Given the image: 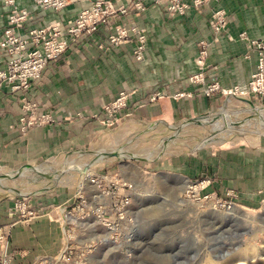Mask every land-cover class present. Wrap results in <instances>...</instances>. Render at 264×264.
Returning a JSON list of instances; mask_svg holds the SVG:
<instances>
[{
  "label": "crops",
  "instance_id": "0c3cea01",
  "mask_svg": "<svg viewBox=\"0 0 264 264\" xmlns=\"http://www.w3.org/2000/svg\"><path fill=\"white\" fill-rule=\"evenodd\" d=\"M95 1L76 3L62 11L36 8L34 0H18V4L30 8L28 29L55 21L64 25ZM108 1L116 7L132 2ZM144 3V12L132 10L117 15L87 41L72 44L62 59L47 68L43 78L33 84L27 96L37 104L40 114H53V123L23 134L18 126L23 114L21 93L13 95L7 84L0 86V168L18 169L91 150L99 138L113 129L92 119V114L100 113L121 92L132 93L127 114L121 121L135 120L149 128L183 124L190 118L210 113L221 101L237 99L221 94L208 97L202 91L211 82H219L226 90L249 82L256 71L257 51L240 35L246 33L252 41H264V0H210L183 16L173 17L164 6L156 5L155 0H144ZM216 10L226 14L227 22L220 32H214L211 26ZM6 14L4 1L0 0V38ZM120 24L146 31L147 48L142 61L134 57L137 45L133 35L113 48L97 47ZM5 56L0 48V70L6 67ZM199 74L204 75L205 84L191 83L190 78ZM157 93L163 96L150 101ZM177 94L184 96L176 98ZM254 101L264 102L257 98ZM205 165L206 162L197 161L184 172L186 191L196 178L211 177L209 192L236 191L238 207L251 208L253 201L264 200V149L221 150L216 160L211 159ZM70 197L61 199V196L49 195L39 202L45 207L61 208L59 205L66 206ZM9 198L0 197V227L12 222L8 212L13 203ZM58 211L55 209L56 214L12 227L11 264H38L60 254L65 231L71 229L73 221ZM258 216L264 219V207ZM195 225L201 232L199 222ZM196 237L191 235L193 240Z\"/></svg>",
  "mask_w": 264,
  "mask_h": 264
},
{
  "label": "rangeland",
  "instance_id": "374dc122",
  "mask_svg": "<svg viewBox=\"0 0 264 264\" xmlns=\"http://www.w3.org/2000/svg\"><path fill=\"white\" fill-rule=\"evenodd\" d=\"M16 2L18 4V0ZM66 2V8L73 5L69 0ZM34 6L50 10L41 7L36 0ZM23 8L30 11L28 7ZM249 100L254 101V98ZM253 104L257 111L264 112V102L254 101ZM253 106L250 107L254 108ZM250 107L249 104L231 98L219 102L210 113L190 118L184 122L185 125L180 123L172 127L149 128L148 125L135 120L121 121L99 138L91 150L61 155L18 169L0 168V176H4L7 171L20 181L15 183L8 180L7 185L0 186V197L8 193L10 202L15 204L19 199L23 202L24 198L36 203L49 195L61 196V199L64 196H72L67 200L66 206L61 204V208L55 207L59 210L58 213L63 215L64 211L61 209L69 205L79 186H88L87 177L74 170L75 165L81 168L88 166L92 172L117 171L127 180H135V198L130 209L133 221L123 228L118 241L110 240L92 220L77 221V243L90 244L99 238L98 240H104L103 245L96 246L95 242L86 258H79L80 252L77 251V254L67 261L60 260L56 263L47 259L38 264H264V225L258 216L264 207L263 199L253 201L251 208L238 207L236 200H239V194L235 191L234 208L221 211L210 206L211 202L208 200L211 199L203 203L195 201V196H200L202 200L207 195L230 201L227 191L224 194L209 192L213 182L204 183L203 187L193 194L187 193L186 189L182 191L184 172L190 168V164L191 168L197 161L206 162L207 165L211 159L216 160L219 151L230 148L264 149V128L253 119ZM224 112L225 117L221 118L219 115ZM192 120L194 121L191 122ZM217 121L220 126L215 128ZM232 127H240L242 131L228 133ZM212 138L214 140L208 142ZM171 140L173 141L166 153L159 157L157 150L163 145L166 147ZM124 148H128L127 150H131L135 155L138 153L133 157H142V153H145V156L153 152L156 158L140 162L136 160L143 158L126 156L96 161L101 151L120 153ZM69 165L73 168L66 173L68 183L55 184L52 177L56 176V170L62 171ZM36 166H43L45 169L38 172L36 169L39 167ZM50 167L53 170H47ZM25 170V174H20ZM206 178L211 177H198L194 182ZM180 200H185V204L181 205ZM51 207L46 209L50 210ZM46 209L43 212L48 211ZM54 213L56 214L55 211ZM44 216L48 217L47 214ZM195 222H199L201 232L197 230ZM192 234H195L197 239H191ZM236 246H239L238 250L235 249ZM226 253H230V256H225Z\"/></svg>",
  "mask_w": 264,
  "mask_h": 264
},
{
  "label": "built area",
  "instance_id": "2783aa9c",
  "mask_svg": "<svg viewBox=\"0 0 264 264\" xmlns=\"http://www.w3.org/2000/svg\"><path fill=\"white\" fill-rule=\"evenodd\" d=\"M7 9L6 23L3 35L0 38V48L5 53V69L0 70V86L7 84L13 95L21 93L23 114L19 119V130L26 134L30 130L51 124L55 121L52 113L40 114L35 102L29 99L28 92L33 84L40 81L47 68L58 63L65 52L72 44L87 41L89 36L97 33L101 28L110 24L113 17L125 15L130 11L144 12L146 5L144 0H132L128 6L116 7L108 0H97L88 8L83 9L79 15L62 25L60 22L50 23L44 27L26 28V24L31 18V12L23 7H19L16 0H3ZM89 0H69V3L76 4ZM208 0H155L156 5L164 6L167 14L171 17L185 15L191 8H199ZM41 7L50 10L62 11L66 8V0H36ZM226 14L222 10L214 11L212 15V29L214 32L224 30L226 25ZM133 35L136 41V49L133 52L137 61L144 59L147 48V36L144 29L137 26L126 27L117 25L115 31L108 36L106 41L100 42L97 46L101 50L113 48L120 44L121 40ZM240 37L247 41L251 49L257 51V67L249 82L245 85H236L230 90L223 89L219 82H211L205 85L202 94L212 96L221 94L223 96H240L244 98H257L264 100V41H252L246 33ZM193 84H205L203 74L190 78ZM132 93L121 92L111 103L104 106L100 113L92 114V119L100 121L106 127L114 128L127 114L129 98ZM163 93L154 94L149 100L154 102L161 98ZM184 94H177L176 98L183 97ZM212 179L206 178L202 181L193 182L187 193H196L204 183L211 184ZM88 186L80 185L72 202L62 209L65 218H72L71 229L65 231L64 247L60 254L54 257L53 261H67L77 251L79 258H86L95 246H102V239L92 241L88 244L77 243L76 232H79L76 223L88 222L90 220L108 235L112 241H118L122 236L123 228L129 226L133 219L130 214L135 190L133 184L124 178L117 171H94L87 181ZM195 186V187H193ZM193 187V188H192ZM199 194V193H198ZM197 194V195H198ZM229 200L222 201L220 198H213L210 195L195 196V201L203 203L208 199L210 206L215 210L229 211L234 208L236 195L233 191H227ZM74 199V200H73ZM207 202V201H206ZM46 209L41 202H32L24 198L23 202L17 200L9 210L8 215L12 220L10 225L0 227V264H11V229L16 224H28L31 220L40 216H50L56 208ZM47 260V259H45ZM42 260L41 262L45 261ZM80 264V263H78Z\"/></svg>",
  "mask_w": 264,
  "mask_h": 264
},
{
  "label": "bare ground",
  "instance_id": "6f19581e",
  "mask_svg": "<svg viewBox=\"0 0 264 264\" xmlns=\"http://www.w3.org/2000/svg\"><path fill=\"white\" fill-rule=\"evenodd\" d=\"M254 107V106H253ZM250 112H251V114H252V116H253V119H256L257 120V122L264 128V112L263 111H257V109H256V107H254V108H252V107H250ZM219 116H221V118H224L225 117V112L224 113H222L221 115H219ZM219 118V117H218ZM255 120V121H256ZM219 121H217V122H215V123H217L216 125H215V128H217L218 126H220V124L218 123ZM214 123V124H215ZM190 124V123H189ZM240 131H242V129L240 128V127H237V128H230V131L228 132V133H231V132H238V133H240ZM215 138V137H214ZM214 138H212V139H210L208 142H210V141H212V140H214ZM222 140V139H221ZM173 140H171L169 143H167L166 144V147H165V145H163V146H161V148H159L158 150H157V155L160 157V156H162V155H164L165 153H166V151H167V149H168V147H169V144L172 142ZM128 149V148H127ZM126 148H124V150H121V151H119L120 153H117V152H100V157L96 160V161H102V160H106V159H111V158H123V157H132V158H145V159H150V158H152V157H154V155H156L155 153H153V152H151V153H147L145 156H144V154L145 153H142V157H133V156H137V154L138 153H136V155L131 151V150H127ZM86 154V153H85ZM81 158H83V157H81ZM154 158H156V157H154ZM93 161V160H92ZM105 162V161H104ZM84 163V162H83ZM90 164H92V163H90ZM49 165V164H48ZM47 165V166H48ZM66 165H68V164H66ZM87 165V164H86ZM66 169H63L62 171H57L56 170V176L54 175V177H52L53 178V180H54V183L55 184H62V183H68V181H66L67 180V177H66V173L69 171V169H72L73 167H72V165H69L68 167H65ZM75 169L74 170H76V171H80L82 174H83V176L84 177H87V179H86V181H88V179H89V177H91V175L93 174V172H92V169L90 170V169H88V166L87 167H84V168H81V167H77V165H75V167H74ZM32 169V168H31ZM43 169H45L43 166H40L38 169H36V171H38V172H43ZM51 170L52 168L50 167V168H47V170ZM41 170V171H40ZM53 170V169H52ZM72 171V170H71ZM25 172H27L26 170L24 171V172H21L20 174H25ZM31 172V171H30ZM71 173V172H70ZM73 174H74V172H73ZM28 175H30V174H28ZM69 175V174H68ZM42 176V175H41ZM52 176V175H51ZM70 176H72V175H70ZM28 177V176H27ZM83 177V178H84ZM5 179V180H4ZM35 179V178H34ZM72 179H73V177H72ZM132 179V178H131ZM128 179L129 181H131L134 185H133V187L134 186H136V183H135V180L134 179ZM36 180V179H35ZM69 180V179H68ZM10 181V180H9ZM72 181V180H71ZM70 181V182H71ZM6 182H8V180H6V177H5V175L4 176H0V186L1 187H3V186H5V185H7L6 184ZM87 183V182H86ZM53 184V183H52ZM51 184V185H52ZM54 187V186H53ZM28 192V191H27ZM31 192V191H30ZM150 196V195H149ZM180 202L181 203H183V202H185V200H180ZM231 209H233L232 207H231ZM236 212V211H235ZM232 214V213H231ZM65 216V215H64ZM80 222V221H79Z\"/></svg>",
  "mask_w": 264,
  "mask_h": 264
},
{
  "label": "water",
  "instance_id": "95a60500",
  "mask_svg": "<svg viewBox=\"0 0 264 264\" xmlns=\"http://www.w3.org/2000/svg\"><path fill=\"white\" fill-rule=\"evenodd\" d=\"M239 101H241V102H244V103H246V104H249V107L250 106H253L254 104H253V102L251 101V100H249V99H247V98H244V97H240V96H235ZM194 120H192L191 122H193ZM183 125H185V123L183 124ZM179 129H180V127H179ZM135 160V159H134ZM136 161H140V162H146V159L145 158H143V159H140V160H136ZM37 168L38 167H40V166H36ZM5 177H6V180H13V182H15V183H20V181H18L16 178H14V177H12V174H9L7 171H6V173H5ZM5 180V179H4ZM184 182V184H183V188H182V191H184L186 188V180H184L183 181ZM10 194H5V198H8V197H10L9 196ZM259 220H261V221H263V225H264V219H263V217H259ZM235 249L236 250H238L239 249V246H236L235 247ZM225 256H230V253H226L225 254Z\"/></svg>",
  "mask_w": 264,
  "mask_h": 264
}]
</instances>
